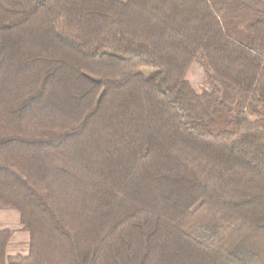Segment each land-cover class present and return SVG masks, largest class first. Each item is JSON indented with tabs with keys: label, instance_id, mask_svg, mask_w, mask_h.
Wrapping results in <instances>:
<instances>
[{
	"label": "trees",
	"instance_id": "16d2710c",
	"mask_svg": "<svg viewBox=\"0 0 264 264\" xmlns=\"http://www.w3.org/2000/svg\"><path fill=\"white\" fill-rule=\"evenodd\" d=\"M0 208V264H264V0H0Z\"/></svg>",
	"mask_w": 264,
	"mask_h": 264
},
{
	"label": "rangeland",
	"instance_id": "374dc122",
	"mask_svg": "<svg viewBox=\"0 0 264 264\" xmlns=\"http://www.w3.org/2000/svg\"><path fill=\"white\" fill-rule=\"evenodd\" d=\"M145 71L147 72L148 70H145ZM186 78L196 89H199L204 85L203 69L196 62L190 65L189 69L186 72ZM2 215L5 216V219L1 218ZM17 215H18V212L12 208H0V222L2 225L7 224L6 225L7 228L11 230L14 229ZM8 252L9 254L25 253L26 245L21 244L20 246H14V248H10Z\"/></svg>",
	"mask_w": 264,
	"mask_h": 264
},
{
	"label": "crops",
	"instance_id": "0c3cea01",
	"mask_svg": "<svg viewBox=\"0 0 264 264\" xmlns=\"http://www.w3.org/2000/svg\"><path fill=\"white\" fill-rule=\"evenodd\" d=\"M6 214V213H5ZM2 219H5V216L2 215ZM16 222L14 225V229H12V233L8 242L7 250L10 248H14V246H20L21 244L26 245L29 240V235L27 231H24L20 228L19 225V215L16 217ZM7 224H1L0 222V228H7ZM9 253V252H8Z\"/></svg>",
	"mask_w": 264,
	"mask_h": 264
}]
</instances>
